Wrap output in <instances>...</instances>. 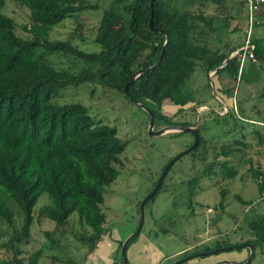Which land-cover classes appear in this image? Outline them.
<instances>
[{
	"label": "trees",
	"instance_id": "obj_1",
	"mask_svg": "<svg viewBox=\"0 0 264 264\" xmlns=\"http://www.w3.org/2000/svg\"><path fill=\"white\" fill-rule=\"evenodd\" d=\"M10 1L27 10L28 21L20 25L26 34L18 35L14 19L4 12L7 0H0V223L5 236L0 241V249L8 254L0 264H39L42 251L37 249L24 255L22 246L30 239L33 206L41 193L47 195V203L39 207V215L54 224L53 231H43L46 248L56 247L57 238L64 234L60 230L75 212L77 222L89 229L79 236L80 249L85 248L86 256L104 232L102 193L118 175L116 165L121 164L120 154L126 143L116 135L114 128L95 121L82 104L55 103V93L67 86L91 82L118 91L132 102L123 86L137 70L155 62L166 33L160 61L129 82L128 93L152 111L160 127L190 126L189 120H172L175 115L162 110L163 102L169 100L180 107L186 103L203 104L195 102L187 80L200 68L205 74L224 72L237 81L239 57H228L234 48L221 42L227 22L219 20L218 25L211 26L199 13L176 9L173 4L176 0H107L108 3L100 8L92 39L99 46L97 51H84L73 44V39L80 36L77 26V31L75 27L74 33L65 37L49 40L47 36L65 18L86 9H98V4H88L84 0ZM241 4L246 8L244 1ZM263 8L264 1L257 12L264 15ZM150 11L154 31L148 28ZM245 14L244 10L246 22ZM198 21L205 22L210 31H216L212 44L206 39L200 42L194 38V33L200 29ZM261 24L264 25V20L253 23L248 34L252 45L249 51L259 73L264 67V37H258L255 32ZM201 32L204 36L207 34ZM54 53L69 57V64L60 68L53 66L48 57ZM197 130L199 143L195 151L204 144ZM237 144L240 142H232V145ZM238 150L220 145L218 151L214 150L216 157L203 172L209 173L210 168L217 165L220 175L231 178L235 172L228 161L219 162L217 158L232 156ZM260 174V170L250 168L259 194L264 191V183L257 182ZM199 178L186 182L187 207L193 203L192 183ZM162 186L163 180L147 201L152 200ZM219 195L220 200L213 206L218 214L224 210L222 189ZM238 200L242 204L250 203ZM11 205L16 208L18 222ZM247 225L250 234L244 241L226 243L221 235L213 245L194 247L179 258L226 246L239 249L244 243L253 247L262 243L263 219L253 218ZM55 232L59 234L57 238ZM51 258L56 260L54 256ZM64 264H74V261L69 259Z\"/></svg>",
	"mask_w": 264,
	"mask_h": 264
},
{
	"label": "rangeland",
	"instance_id": "obj_2",
	"mask_svg": "<svg viewBox=\"0 0 264 264\" xmlns=\"http://www.w3.org/2000/svg\"><path fill=\"white\" fill-rule=\"evenodd\" d=\"M84 1L88 4H98L99 8L86 9L74 17L65 18L49 31L47 36L49 40L74 33L77 26L81 30L79 31L81 37L76 36L72 41L73 44L84 51L99 49L92 39L100 16V8L108 2L107 0ZM242 2V0H176L173 4L178 10L201 14L211 26L218 25L219 20L227 22V26L221 29L224 35L220 39L221 42L234 48L228 55L231 57L237 55L240 48L245 46L250 32L247 26V9L244 5H240ZM244 10L246 22L243 18ZM4 12L14 19L16 33L24 36L26 33L20 25L28 21L27 10L7 0ZM250 16V20L256 23H262L264 20L263 12L260 14L252 12ZM204 23L198 21L200 29L193 36L200 42L206 39L212 44L211 39L216 31H210ZM201 30L206 31L207 34L204 36ZM255 33L258 37H264V25L258 26ZM48 59L57 68L65 67L70 62L69 57L55 53ZM187 83L189 90H192L195 102L203 104L186 103L180 107L167 100L163 102L162 108L168 115H175L172 120H189L191 126L198 123L199 134L204 144L199 145L196 151L187 152L170 165L163 178L164 184L169 183V188L166 193L159 192L158 197L169 195L173 207L169 206L166 210L159 212L158 214L164 215L152 222L147 220L152 205L150 201L145 202L142 232L146 231L149 225H153L158 231L159 225L172 230L163 238L175 235L179 237L178 242L181 244L195 241L197 234H203L205 230L210 236L221 232L226 243L241 242L248 236L247 223L253 216L245 220L248 213L244 212V206L241 205L238 197L244 200H253L257 197L258 190L251 179L250 168L259 170L264 167V67L260 71L258 80L251 83L235 81L224 72L214 75L209 71L205 74L200 68L194 71ZM53 98V101L58 104L76 102L82 104L95 121L114 128L116 135L126 143L120 154L121 164L116 165L118 175L104 187L103 201L100 205L105 214L103 228L105 230L109 227L108 232L111 233L108 238L122 242L136 228L139 202L150 192L152 184L157 180L169 159L192 143V136L188 132L179 133L178 131H167L161 135L148 134V116L144 110L125 99L120 92L91 82L59 89ZM196 111L199 112L198 115ZM159 128H161L160 125L154 121L153 129ZM233 141H239L240 144L232 145ZM220 145L239 148L232 156L217 158L219 162L228 161V166H231L235 172L231 178L220 175L217 165L210 168L211 172H203V168L210 166L209 163L216 157L214 150L218 151ZM194 177L200 178L192 183L193 203L187 207L186 203L182 204L188 196L186 182ZM221 189L225 195L224 210L219 213L221 219L215 225L204 227L207 216L202 209L210 206L214 210L213 206L220 200ZM46 203L47 195L41 193L33 206L31 235L28 243L22 246L23 254L27 255L29 252L40 249L42 253L39 264H64V261L69 259H73L74 264H77L79 259L85 256V248L80 249V233H88L89 229L77 222V215L73 212L65 227L60 230L64 232L63 236H60L58 232L54 233L55 238L59 235L56 247L47 249L43 231H53L54 224L38 212L39 207ZM182 206L187 207L184 213L181 212ZM11 209L14 212L15 221L18 222L19 216L15 206L11 205ZM3 232L4 226L0 223V241L5 239ZM158 236L161 238L159 234L154 237ZM215 239L212 240V244H200L199 248L208 244L213 245ZM175 246L176 244L173 245ZM116 247H119V251L120 246L117 243ZM261 249L264 251V245H261ZM236 253V248L225 249L206 256H195L179 264L208 263L219 255L234 256ZM52 256L56 257V260H53ZM7 258L8 254L0 249V260ZM246 258L247 256L245 260Z\"/></svg>",
	"mask_w": 264,
	"mask_h": 264
},
{
	"label": "crops",
	"instance_id": "obj_3",
	"mask_svg": "<svg viewBox=\"0 0 264 264\" xmlns=\"http://www.w3.org/2000/svg\"><path fill=\"white\" fill-rule=\"evenodd\" d=\"M162 107H164V105ZM196 114L198 115L199 112L196 111ZM259 170L262 172L264 170V167ZM168 185L169 183L164 184L163 182V187L159 191L160 194L164 192L166 193V191L169 188ZM159 192L154 196L152 200H150V204L152 205V208L148 212V216H147L148 221L152 220L153 222L154 219L161 218L164 214H158L159 212L161 213L162 211L166 210L169 206L173 207L171 197L169 195H166L164 197H158ZM240 199L243 202L250 201L249 204L241 203V205L244 206V209H243L244 212L248 213L247 216L244 215L245 220L252 216L253 218L261 217L263 219V224H264V191L260 194L258 193L257 197L253 200H244L242 198ZM185 203H186V200L182 204L184 205ZM182 207L183 208L181 209V212L182 213L186 212L185 209L187 207L185 206H182ZM207 207H210V206H205L202 210H204L205 212V209ZM157 210L158 212H156ZM205 213L207 217H209L212 214V213L209 214L207 212ZM191 214L193 213L191 212ZM220 219H221V216L219 215V219L215 222V224ZM142 226H141V229L137 237L133 239L132 241H130L126 247L125 257H126L128 264H170L176 259H179V256L182 253L189 252L194 247H197L200 244L211 243L213 239L215 238L217 239V237L222 235L221 232H218L214 234L213 236H210L207 233L208 231L205 230L203 231V234H197V238L195 237L196 238L195 241L187 242V243L184 242L185 244L183 243L181 244L178 242L180 241L179 237L175 235L167 237L166 239L163 238V236L165 235L168 236V234H170L169 232L172 231V230H168V228L164 226L158 225V231H156L153 225L152 226L149 225L146 228L147 230L144 232H142ZM204 227H207V223L204 225ZM108 228L109 227H107V229L105 228L104 232L100 236V239L96 242L94 249L92 250V252H90L89 254L85 256L81 264H121V256L119 254L120 250L118 251L119 247H116V243L118 246H120L121 241L119 242H117L116 240L112 241V238H108V235H111V233L108 232ZM169 229H171V227ZM157 234L161 235V238L159 236L155 238L154 236H157ZM249 234L250 233L248 231V236H246L245 239L249 238ZM126 235L127 234H125V236ZM175 244L176 246L173 247V245ZM261 245H264V241L260 243L259 246L257 245L253 247V255H252V258L249 264H251L252 262H254L253 264H264V251H262ZM236 250H237V253L234 256L226 255V254L219 255L212 262H208V263L204 262L202 264H215L216 262L222 261V260L235 261V262L245 261V257L248 254V249L246 247H241ZM227 264H231V263H227Z\"/></svg>",
	"mask_w": 264,
	"mask_h": 264
},
{
	"label": "water",
	"instance_id": "obj_4",
	"mask_svg": "<svg viewBox=\"0 0 264 264\" xmlns=\"http://www.w3.org/2000/svg\"><path fill=\"white\" fill-rule=\"evenodd\" d=\"M151 16L152 13L150 11V17H149V21H148V28L150 31H154L155 29L152 27L151 24ZM167 38V34L164 33V43L163 46L165 44ZM163 46L160 50V53L157 57V59L155 60L154 63H152L151 65L141 68L139 70H137L132 77L129 79L128 83L131 82L136 76H138L141 72L152 68L155 64H157L160 61L161 55L163 53ZM259 78V70L255 64V62L253 60H251L246 54H243L240 64H239V68H238V74H237V80L240 81H244V82H255L257 81ZM128 83H126L123 86V91L124 93L127 94L128 98L132 101V103H134L135 105H137L138 107H140L142 110H144L148 116V124H147V131L148 134L150 135H161L167 131H178V132H188L191 134L192 136V143L186 147L185 149L181 150L180 152H178L177 154H175L173 157H171L169 159V161L167 162V164L164 166V168L162 169L160 175L158 176L157 180L155 181L154 185L152 186L150 192L145 195L141 201L138 204V209H137V225L135 230L129 234L122 242L120 245V256H121V264H128L126 257H125V250L127 245L129 244L130 241H132V239L134 237H136L141 229V226L143 224V220H144V204L145 202L156 192V190L160 187L161 182L168 170V168L170 167V165L176 161L177 159H179L181 156H183L184 154H186L189 151H192L199 143V138H198V126L196 123L194 126H177V125H169V126H163L157 130L153 129V123H154V117H153V113L152 111L145 105L141 104V102L133 99L129 93H128ZM219 219V215L216 212H213L209 217L206 218V222H207V226H212L215 225V222ZM241 247H246L248 249V255L245 261L243 262H235V261H218L215 264H227V263H231V264H247L250 262L252 255H253V246L250 243H245L243 245H241ZM236 248V246H226L223 248H219L217 250H206V251H201V252H197V253H193L191 255L179 258L175 261H173L170 264H179L183 261H186L189 258L195 257V256H206L209 254L214 253L215 251H221L223 249H234Z\"/></svg>",
	"mask_w": 264,
	"mask_h": 264
},
{
	"label": "built area",
	"instance_id": "obj_5",
	"mask_svg": "<svg viewBox=\"0 0 264 264\" xmlns=\"http://www.w3.org/2000/svg\"><path fill=\"white\" fill-rule=\"evenodd\" d=\"M243 1L246 4L247 15H248L247 26H248V30H250L251 25L253 23H256V22H253V20H250V17H251L250 13L257 12L258 8L260 7V4L263 3L264 0H243ZM249 49H252V45H250L249 41L247 40L245 43V46L241 47L240 51L237 53V55L239 57V64H240V61H241L243 54H246L251 60H253L252 54L249 51ZM212 73H213V71H210V74H212ZM237 74H238V72H237ZM257 181L259 183H264V170L258 176ZM205 212L211 214V213H213V210H212V208L207 207L205 209Z\"/></svg>",
	"mask_w": 264,
	"mask_h": 264
}]
</instances>
